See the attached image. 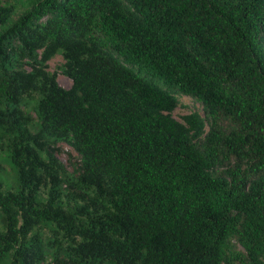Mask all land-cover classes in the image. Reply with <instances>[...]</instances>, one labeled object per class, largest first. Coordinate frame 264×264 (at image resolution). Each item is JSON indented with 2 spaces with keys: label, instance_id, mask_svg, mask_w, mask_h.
Masks as SVG:
<instances>
[{
  "label": "trees",
  "instance_id": "trees-1",
  "mask_svg": "<svg viewBox=\"0 0 264 264\" xmlns=\"http://www.w3.org/2000/svg\"><path fill=\"white\" fill-rule=\"evenodd\" d=\"M0 128V263L264 264V0H0Z\"/></svg>",
  "mask_w": 264,
  "mask_h": 264
},
{
  "label": "rangeland",
  "instance_id": "rangeland-1",
  "mask_svg": "<svg viewBox=\"0 0 264 264\" xmlns=\"http://www.w3.org/2000/svg\"><path fill=\"white\" fill-rule=\"evenodd\" d=\"M62 64V59L60 56H55L50 61L47 62L48 70L56 73L57 83L63 89H67L70 86V81L60 74L59 67ZM159 87L164 88L160 83H156ZM39 96L35 94V97L24 100V111L30 112L33 110L34 106L38 101ZM178 105L171 113L174 120L181 122L182 117L191 112H197L201 114L200 106L192 102L188 97L177 96ZM33 116V113H32ZM28 129L33 132L36 127L35 125L28 126ZM70 153V154H68ZM70 155V156H69ZM57 159L65 167V169L70 172L71 165L70 162H74V154L70 152V149L66 146L62 147V150L56 154ZM70 158V159H69ZM19 190V182L17 177V171L10 160L8 153L7 137L0 128V193L5 192H17ZM4 232V226L2 222V214L0 212V233ZM9 257V253L6 255ZM7 262V258L4 259L0 264Z\"/></svg>",
  "mask_w": 264,
  "mask_h": 264
}]
</instances>
